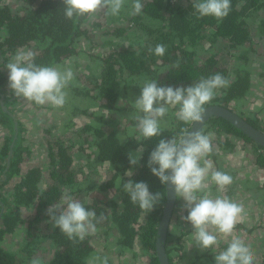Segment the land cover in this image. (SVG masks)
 <instances>
[{
	"label": "trees",
	"instance_id": "1",
	"mask_svg": "<svg viewBox=\"0 0 264 264\" xmlns=\"http://www.w3.org/2000/svg\"><path fill=\"white\" fill-rule=\"evenodd\" d=\"M30 1L22 14H12L7 7L0 8V33L4 31L5 34L0 35V63L5 60L3 56L7 51L15 52L32 44L37 45L38 52L33 59L37 66H55L76 55L80 37L88 36L85 27L88 20L75 17L68 19L63 11L65 6L62 0ZM141 2L144 5L142 14L133 16L132 21L133 23L150 22L149 33L155 34V40L145 45L140 43L141 47L114 48L115 50L101 57L103 68L93 87L89 89L85 86L81 89L75 86L76 91L82 93L84 91L93 98L94 103L99 102V107L106 108L110 113L119 107L117 102L123 96V89L134 77H138L143 84L145 81L154 80L160 86L188 87L201 78L220 73L229 80V85L217 90L214 99L205 107L211 104L230 107L231 103H236L249 94L252 88L250 71H237L232 80L231 71L219 63L217 54L211 53L201 58L198 46L206 37H210L213 41L220 38L228 39L232 47L250 44L253 38L248 17L252 11L259 10L264 5V0H231L230 13L222 21L214 17H199L192 4L195 0H189L186 5L177 0H141ZM257 27L259 33L264 36V17L258 21ZM158 44L165 46L166 51L163 56H156L154 51H149ZM5 80L0 72V85ZM4 100L9 105L13 101V96H5ZM0 110L9 120L7 125L11 129V134L7 136L0 149V172L5 169L12 146L13 154L10 157L7 176L19 177L14 186L15 208L10 215L4 214L1 217L0 239L7 233H15L17 228L25 225L27 229L24 248L28 255L34 254L35 225L42 219L50 221L48 215L50 206L60 204L65 190H69L74 198L89 196L94 190L91 184L87 185L86 175L82 177L81 173L82 179L79 178V171L84 169L82 163L88 168L91 167V172L94 173L103 165L106 177L102 176L99 179L98 190L105 194L113 191L114 195L109 199L101 196L80 202L87 209L95 211V223L101 224L110 220L111 226L119 234L117 242L122 248L132 249L140 242L144 252L149 255L147 264H160L156 251V237L167 200V188L151 173L148 161L160 139H171L172 136L178 138L182 130L188 131L191 127L192 124H185L175 117L174 113L177 109H170L167 115L168 125L163 126L161 137L143 142V156L135 168L130 164L128 156L141 146L140 142L134 139L137 135L134 131L136 121L129 119L132 129L127 132V140L121 143L123 138L118 137V132L110 129V121L102 116H97L92 121L94 113H91L86 124L80 131L78 130L77 140L59 137L55 140V150L51 155V165L48 169L49 183L46 188L41 186L45 175L43 168L34 166L22 171L23 156L20 148L22 127L20 123H16L13 114L2 108ZM81 112L87 113L86 110ZM238 114L255 127L262 129L257 119L242 113ZM207 131H213L218 135L215 144L218 151L215 149L208 156L213 160H217L219 151H224L225 154L235 153L236 144L230 138L232 135L254 142L246 133L222 117L210 118L202 129L204 134ZM224 135L226 136L223 138ZM76 141L82 143L78 144ZM258 147L260 152L256 155L255 163L264 169V146L258 144ZM76 152L84 154L81 157L83 161L79 170L75 166ZM129 170L134 172L132 177L125 175ZM129 179L133 182L147 183L153 194L161 193L160 201L152 212L143 213L138 205L131 202L123 189V182ZM178 201L179 198L176 197L173 215L177 212ZM32 206H34L32 216L24 218ZM177 223H180L177 230L176 226L169 227L168 230L166 253L169 264H183L185 254H188L183 239L193 232L192 227L184 229V225L179 220ZM43 238H47L55 246L54 256L49 264H88V259L94 252L91 235L83 241L73 242L53 225L52 231ZM219 244L218 252L226 249L228 242ZM180 251L184 255H179ZM190 251L192 255L184 264H215V254L211 250L190 249ZM176 256H178L177 261ZM0 264H24V262L17 258L16 252L0 246Z\"/></svg>",
	"mask_w": 264,
	"mask_h": 264
},
{
	"label": "rangeland",
	"instance_id": "2",
	"mask_svg": "<svg viewBox=\"0 0 264 264\" xmlns=\"http://www.w3.org/2000/svg\"><path fill=\"white\" fill-rule=\"evenodd\" d=\"M181 1L183 5L188 4L189 0H177ZM27 3H31L30 0H0V8L7 7L12 14H22ZM132 6V0H127L124 8L118 16H112L105 14L104 12L98 13L94 20L87 21L85 27L88 30V36L80 37V41L77 44L78 53L71 58L66 59L64 62L58 64L62 68L70 67L74 73L73 81L65 89L67 92L66 103L61 108H54L51 105H36L35 103H29L21 98H17L12 90L9 88V73L6 69L7 63L11 62L16 52L7 51L3 56V63H0V72L6 80L0 85V93L5 96H13V101L6 107L8 111L14 115L17 123H20L21 129V141L20 148L23 156V162L21 163L22 171L39 166L45 171V175L41 186L48 185V169L51 165V155L55 150V140L59 137L61 139L72 138L77 140L78 132L84 124L89 120L91 113H94V118L102 116L110 121V129L118 132L121 139L127 137V132L131 130L129 123V117L136 110L133 108L132 103L140 96L143 82L138 78H131L129 85L124 88L122 98L117 102L119 106L117 109L110 113L106 108L99 107V102L94 103L93 98L90 95H86L83 91L79 92L74 87L92 88L95 81L100 76V72L103 68L101 57L103 58L114 48L117 47H141L146 43H150L155 40V34L149 33L151 23L138 22L133 23L130 14ZM264 17V5L259 9L252 11L248 17V23L251 29V36L253 38L250 44L243 47H232L231 42L228 39H217L213 41L210 37H206L198 46L199 55L201 58L209 56L211 53H216L219 59V63L229 68L231 71V79L235 78L237 71L248 70L251 74L252 88L249 94L242 100L236 103H231L230 107L237 113H242L245 116L257 119L264 131V36L259 33L258 21ZM1 36L5 35L4 31L0 33ZM142 43L141 45H139ZM127 45V46H126ZM37 45L32 44L23 49H30L34 56H36L38 50ZM21 49V48H20ZM57 66V65H55ZM123 84V83H122ZM5 101V100H4ZM0 98V109H1ZM86 110L87 113L81 112ZM107 110V111H105ZM139 114V113H137ZM129 118V119H127ZM126 119V120H125ZM168 125V116L165 118ZM9 120L4 117L0 110V149L8 135L11 134V129L7 125ZM73 122V123H72ZM130 126V127H129ZM79 130V131H78ZM132 132V131H131ZM130 132V133H131ZM214 133L212 138L213 150L216 149L215 144L218 139V135L213 131H207L208 133ZM126 135V136H125ZM129 136V135H128ZM226 135L222 136L223 138ZM232 141L236 144L235 153H224L219 151L217 160H213L210 157L207 159L212 161L213 170H219L229 174L232 177V184L227 186L226 190L219 192L215 184H210L208 191L213 197L224 196L230 200L243 205L245 210V218L241 223L236 225L235 235L242 228H246L251 231L247 239L251 240L255 245H258L256 253H254V264H264V169L257 166L255 163L256 155L260 152L258 144L256 142L246 141L241 137L230 136ZM79 140V139H78ZM81 144V141H76ZM216 151H218L216 149ZM11 152V146L9 155ZM136 151L132 152L135 153ZM13 154V151H12ZM11 154V155H12ZM83 153L76 152L75 166L77 170L80 169ZM8 158L5 169L0 172V215L11 214L15 208L13 201L14 186L19 180L18 176L8 177ZM83 164V170L79 171V178L82 179L84 175L88 178V184H91L94 190L91 195L83 197L77 196L75 198L78 201L85 202L86 200L94 197H107L114 195L113 191L109 194L101 193L98 190V181L103 176L106 177L105 170L102 167H96L97 172H91V167H87ZM82 173V177H81ZM89 201V200H88ZM179 205L176 214L173 215V219L170 223V228L176 226V230L180 227L179 220L184 229L191 228V224L187 223L182 217L188 215L185 208V202L181 199L178 201ZM33 207V208H32ZM29 209V213L25 214L24 218L32 216V210L34 206ZM0 217V226L2 225ZM95 223V221H94ZM178 225H177V224ZM240 225V226H239ZM97 232L92 236V244L94 246V252L91 257L99 256L102 259L107 260V264H147L149 261V255L144 252V248L138 242L132 249L122 248L118 242V232L110 224V220L104 221L101 224L96 223ZM27 226L23 225L16 229L13 234H5L0 239V246L10 251L16 252L17 258L24 262V264H31L33 258H37L41 261V264H49L50 260L54 256L55 246L47 238H43L53 229V224L48 220L42 219L35 225L34 237L35 248L34 254L28 255L25 246V230ZM37 230V231H36ZM178 232H180L178 230ZM242 235L244 231L241 232ZM254 233H257L255 235ZM258 237V241L257 238ZM38 238L40 240H38ZM168 238V237H167ZM242 237H240L241 239ZM230 239V238H229ZM254 239V240H253ZM175 238L173 239V241ZM184 243L186 244L187 253L183 260V264L187 258L192 255L190 249L199 250L192 239V236L184 237ZM228 241L221 240L220 243H226ZM220 249V244L217 247ZM179 255H184L182 251ZM176 256V261H177ZM89 261V259H88Z\"/></svg>",
	"mask_w": 264,
	"mask_h": 264
},
{
	"label": "clouds",
	"instance_id": "3",
	"mask_svg": "<svg viewBox=\"0 0 264 264\" xmlns=\"http://www.w3.org/2000/svg\"><path fill=\"white\" fill-rule=\"evenodd\" d=\"M62 3L68 19L92 21L101 12L118 16L127 0H62ZM192 4L199 17H214L218 21L226 18L231 10V0H195ZM143 7L141 0H132L130 14H142ZM149 51L163 56L166 49L163 44H158ZM33 59L34 53L30 49L17 50L6 65L9 88L17 98L29 103L63 107L67 97L65 89L74 79L73 70L60 65L37 66ZM228 85L229 80L220 73L201 78L188 87H165L154 80L145 81L140 87V96L132 103L136 111L129 117L136 121L134 139L141 144L135 153H129L133 168L142 159L143 142L162 136L170 109H177L175 117L185 124L202 123L205 105L214 99L217 90ZM213 136L211 132L182 130L178 138L160 139L149 156L148 167L162 184L168 186L169 196L174 194L185 202L188 215L182 219L191 224V236L199 250H211L215 254V264H254V253L235 235L236 225L245 218L243 205L224 196L213 197L208 191L209 185L215 184L217 190L223 192L233 182L229 174L213 170L212 161L207 159L213 151ZM125 175L132 177L134 172L129 170ZM123 189L143 213L152 212L161 198V193L150 192L145 182L129 179L123 182ZM21 212H24L23 208ZM48 215L49 222L73 242L83 241L97 232L95 211L87 209L69 190H65L60 204L50 206ZM221 240L228 244L226 249L217 252ZM31 264H41V261L33 258ZM88 264H107V260L93 256Z\"/></svg>",
	"mask_w": 264,
	"mask_h": 264
},
{
	"label": "water",
	"instance_id": "4",
	"mask_svg": "<svg viewBox=\"0 0 264 264\" xmlns=\"http://www.w3.org/2000/svg\"><path fill=\"white\" fill-rule=\"evenodd\" d=\"M0 98H1L2 109L8 112V109L4 101V96L1 93H0ZM212 117L225 118L226 120L231 122L234 126H236L241 131L246 133L254 142L264 146V131L262 129H259L254 125H252L251 123H249L243 116L235 112L232 108L221 104H211L205 107V116L203 122L192 124L187 132L202 131L206 122ZM12 151H13V147L11 146V152L8 158V166ZM166 188H167V200L163 209V214L158 226V232L156 237V251L158 258L160 260V264H169L168 256L166 253V242L168 237V230L170 227L171 219L176 204V196L174 194L169 196L168 186H166Z\"/></svg>",
	"mask_w": 264,
	"mask_h": 264
},
{
	"label": "crops",
	"instance_id": "5",
	"mask_svg": "<svg viewBox=\"0 0 264 264\" xmlns=\"http://www.w3.org/2000/svg\"><path fill=\"white\" fill-rule=\"evenodd\" d=\"M240 226V225H239ZM243 226H241V229H240V231L241 232H243L244 231V234H246V235H242V233L241 232H239L238 234H237V236L240 238V237H242L241 238V240L248 246V247H250V249L252 250V252L253 253H256V252H258L257 251V249H258V245H255L251 240H249V239H247L248 237H249V235H250V232H252L253 230H249V231H245V230H248V229H246V228H242ZM255 235H257V233H254ZM257 239V241H258V237L256 238ZM254 240V239H253Z\"/></svg>",
	"mask_w": 264,
	"mask_h": 264
}]
</instances>
